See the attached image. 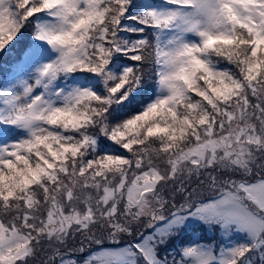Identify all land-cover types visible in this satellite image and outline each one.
<instances>
[{
	"label": "snow or ice",
	"instance_id": "1",
	"mask_svg": "<svg viewBox=\"0 0 264 264\" xmlns=\"http://www.w3.org/2000/svg\"><path fill=\"white\" fill-rule=\"evenodd\" d=\"M0 61V264H264V0H0Z\"/></svg>",
	"mask_w": 264,
	"mask_h": 264
},
{
	"label": "trees",
	"instance_id": "2",
	"mask_svg": "<svg viewBox=\"0 0 264 264\" xmlns=\"http://www.w3.org/2000/svg\"><path fill=\"white\" fill-rule=\"evenodd\" d=\"M28 36H29V32H25L24 35H23V37L20 38V43L17 45V48H21V47H23V46L27 43V41H28ZM14 43H15V42H14ZM14 54H15V53H13V55H14ZM0 63H2V61H0ZM225 65H226V64H225ZM226 66H227V65H226ZM3 67H4V69L7 70L9 66H8L7 64H3ZM198 235H204L205 238H207V239H211L213 233H211V232L198 233ZM187 239H188L187 236L179 237V238H177V240L174 241V244H175V245H179V244H181V243H184Z\"/></svg>",
	"mask_w": 264,
	"mask_h": 264
},
{
	"label": "rangeland",
	"instance_id": "3",
	"mask_svg": "<svg viewBox=\"0 0 264 264\" xmlns=\"http://www.w3.org/2000/svg\"><path fill=\"white\" fill-rule=\"evenodd\" d=\"M224 66H226V65H224ZM105 143H109V142H105ZM113 147H115V146H113ZM212 233V232H211ZM173 244H174V242H173ZM173 244H170L169 245V248H171L172 246H173ZM105 247H111V246H113V245H111V244H109V243H106L105 245H104ZM178 246V245H177ZM96 249V246L94 245L93 246V250H95ZM81 255H86V253L85 254H81Z\"/></svg>",
	"mask_w": 264,
	"mask_h": 264
}]
</instances>
